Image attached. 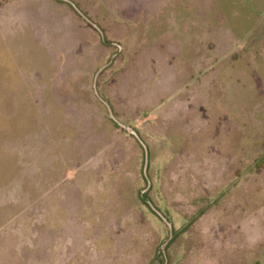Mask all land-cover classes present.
<instances>
[{
  "label": "rangeland",
  "instance_id": "1",
  "mask_svg": "<svg viewBox=\"0 0 264 264\" xmlns=\"http://www.w3.org/2000/svg\"><path fill=\"white\" fill-rule=\"evenodd\" d=\"M11 7L54 67L0 72V264H264V0Z\"/></svg>",
  "mask_w": 264,
  "mask_h": 264
},
{
  "label": "crops",
  "instance_id": "2",
  "mask_svg": "<svg viewBox=\"0 0 264 264\" xmlns=\"http://www.w3.org/2000/svg\"><path fill=\"white\" fill-rule=\"evenodd\" d=\"M43 12L37 7L0 11V72L11 70L13 86L27 89L23 94L34 98L29 103H46V96H52L54 54L45 32L51 21Z\"/></svg>",
  "mask_w": 264,
  "mask_h": 264
},
{
  "label": "trees",
  "instance_id": "3",
  "mask_svg": "<svg viewBox=\"0 0 264 264\" xmlns=\"http://www.w3.org/2000/svg\"><path fill=\"white\" fill-rule=\"evenodd\" d=\"M72 8H73V10H74L77 14L80 15V11L78 10L77 6H76V7H73V6H72Z\"/></svg>",
  "mask_w": 264,
  "mask_h": 264
},
{
  "label": "water",
  "instance_id": "4",
  "mask_svg": "<svg viewBox=\"0 0 264 264\" xmlns=\"http://www.w3.org/2000/svg\"><path fill=\"white\" fill-rule=\"evenodd\" d=\"M146 165H147V163H146ZM142 197H143V199H145L147 201L145 193L142 194Z\"/></svg>",
  "mask_w": 264,
  "mask_h": 264
}]
</instances>
